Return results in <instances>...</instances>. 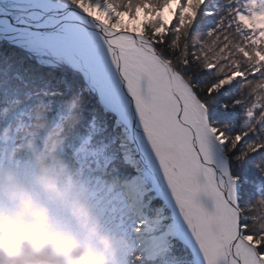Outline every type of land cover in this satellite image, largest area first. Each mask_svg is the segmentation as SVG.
<instances>
[{
	"label": "snow or ice",
	"instance_id": "snow-or-ice-1",
	"mask_svg": "<svg viewBox=\"0 0 264 264\" xmlns=\"http://www.w3.org/2000/svg\"><path fill=\"white\" fill-rule=\"evenodd\" d=\"M37 107L111 264H264V0H0L18 168Z\"/></svg>",
	"mask_w": 264,
	"mask_h": 264
},
{
	"label": "clouds",
	"instance_id": "clouds-1",
	"mask_svg": "<svg viewBox=\"0 0 264 264\" xmlns=\"http://www.w3.org/2000/svg\"><path fill=\"white\" fill-rule=\"evenodd\" d=\"M54 148L52 142L47 152H32L26 181L0 180V264H111L122 238L101 231ZM50 202L72 223L52 215Z\"/></svg>",
	"mask_w": 264,
	"mask_h": 264
},
{
	"label": "trees",
	"instance_id": "trees-1",
	"mask_svg": "<svg viewBox=\"0 0 264 264\" xmlns=\"http://www.w3.org/2000/svg\"><path fill=\"white\" fill-rule=\"evenodd\" d=\"M33 116L35 119L33 121V128L31 129L32 134L29 136L28 139L22 142V151L24 154L23 158L25 160V163L18 168L16 161L19 159V157L16 155V153L13 151H7L6 153H4L2 156H0V180H3L8 175H14L17 179L26 181L32 166V152L34 150L47 152L49 145L52 142H55V154L65 163L68 170L70 171L73 178L77 198L80 199L87 206L94 219L98 221L101 226V231L107 232L109 234H114L105 228L102 221L97 217L96 213L93 211L91 202L86 198V193L84 191L81 181L77 176L76 171L69 166L64 156L61 154L63 137L58 134L56 126L47 122L43 118V108L37 107L33 112ZM65 124L70 125L71 120H66ZM53 207L60 210L62 215L59 218L64 219V217L67 218L69 216L66 209L56 203L50 202L49 208L52 215ZM90 246L94 248V242H92Z\"/></svg>",
	"mask_w": 264,
	"mask_h": 264
}]
</instances>
